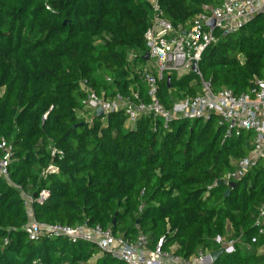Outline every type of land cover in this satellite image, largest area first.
Listing matches in <instances>:
<instances>
[{
  "label": "trees",
  "instance_id": "1",
  "mask_svg": "<svg viewBox=\"0 0 264 264\" xmlns=\"http://www.w3.org/2000/svg\"><path fill=\"white\" fill-rule=\"evenodd\" d=\"M212 3L159 0L163 17L183 27ZM151 16L148 0H0V139L12 147L8 177L0 174V264H88L98 252L87 241L29 239L22 193L42 189L48 199L31 205L37 221L99 225L130 240L141 233L151 247L165 236L164 248L175 245L186 258L221 249L220 235L236 240L234 251L212 264H264V230L254 223L264 204V163L227 196L218 184L252 149L251 131L226 138L217 115L168 127L144 115L129 126L124 109L96 114L81 103L83 80L101 97L133 100L136 92L147 101L140 72ZM214 34L198 68L215 91L239 93L264 79V15ZM200 85L193 72L171 73L157 95L170 108ZM51 163L58 170L43 174ZM94 264L122 263L101 255Z\"/></svg>",
  "mask_w": 264,
  "mask_h": 264
},
{
  "label": "built area",
  "instance_id": "2",
  "mask_svg": "<svg viewBox=\"0 0 264 264\" xmlns=\"http://www.w3.org/2000/svg\"><path fill=\"white\" fill-rule=\"evenodd\" d=\"M212 4L203 6L202 11L196 14L188 27L174 26L163 17L159 0H148L151 10V22L144 32L148 58L146 66L140 72V78L146 85L147 101L140 99L136 92L129 96L115 93L106 98L99 96L82 81L85 98L82 105L96 112L102 109L106 114L119 109L126 112L127 125H133L138 118L151 115L154 119H161L163 126L178 120H208L211 115H217L218 124L224 127V137L238 136L243 131H251L252 149L241 158L232 160V169L220 178L227 186L230 182H237L243 175L258 163H264V79H255L254 84L246 91L235 93L230 88L215 91L210 81L202 78L198 64L203 51L217 41L215 29L226 33L239 30L255 15H264V0H211ZM213 20V27L209 21ZM131 58L135 57L131 54ZM196 64L194 72L192 66ZM189 72L195 73L200 79V91L192 96L175 100L170 108H166L158 98L159 82L166 76L174 73L177 78ZM12 147L5 139H0V174L8 177V162ZM61 152L51 148V154ZM58 170L51 163L43 174L55 173ZM27 206V222L24 226L31 240L40 237H62L71 243L87 241L96 249L88 264H94L101 255H109L122 264H212L211 252L200 249L186 257L174 253L175 245L164 248L165 236H160L151 247L145 235L139 233L133 239L122 235H115L110 228L99 225L90 226L79 224L74 226L59 223L48 224L34 218L32 203H43L48 199L49 192L42 189L36 196L22 193ZM254 223L262 232L264 223V204L254 217ZM221 246L223 252L232 253L235 247L234 239H226L217 235L214 239ZM256 238H252L255 241ZM6 244L7 241H4ZM33 264H41L33 260ZM63 264H68L63 263Z\"/></svg>",
  "mask_w": 264,
  "mask_h": 264
},
{
  "label": "water",
  "instance_id": "3",
  "mask_svg": "<svg viewBox=\"0 0 264 264\" xmlns=\"http://www.w3.org/2000/svg\"><path fill=\"white\" fill-rule=\"evenodd\" d=\"M209 25L213 27V20H212V19L209 21ZM147 58H148V52H146L145 55H144V59L147 60ZM192 70H193L194 72L197 70V68H196V64H194V65L192 66ZM166 76H167V82L169 83V82H170V75H166ZM96 114H102V109H100V108L96 109ZM218 184H219V185H222V184H223V182H222L221 179L218 180ZM235 185H236L235 182H230V183H228V184H227V188H226V190H225V192H224V195L227 196V195L230 193L231 189H232ZM33 196H36V193H33ZM222 252H223V249H219V250H217V251L212 252V253H211L212 260H213V261H216V260L218 259V257L222 254Z\"/></svg>",
  "mask_w": 264,
  "mask_h": 264
},
{
  "label": "crops",
  "instance_id": "4",
  "mask_svg": "<svg viewBox=\"0 0 264 264\" xmlns=\"http://www.w3.org/2000/svg\"><path fill=\"white\" fill-rule=\"evenodd\" d=\"M175 249V248H174Z\"/></svg>",
  "mask_w": 264,
  "mask_h": 264
}]
</instances>
